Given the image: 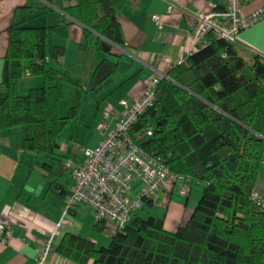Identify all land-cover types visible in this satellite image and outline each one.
I'll use <instances>...</instances> for the list:
<instances>
[{
    "label": "trees",
    "instance_id": "obj_1",
    "mask_svg": "<svg viewBox=\"0 0 264 264\" xmlns=\"http://www.w3.org/2000/svg\"><path fill=\"white\" fill-rule=\"evenodd\" d=\"M125 5L77 0L86 27L81 47L102 51L104 41L123 47L119 14ZM48 32L12 25L0 98V130L20 127L22 149L45 156L55 153L58 135L77 110L60 115L66 79L48 65ZM116 68L104 58L93 71V90L108 85ZM27 70L45 83L19 96ZM149 126L153 136L138 142L144 151L202 186L187 223L169 232L161 220L136 217L106 248L66 234L55 252L75 264H264V207L252 200L263 162L264 58L246 61L234 44L209 37L160 80L153 107L133 133Z\"/></svg>",
    "mask_w": 264,
    "mask_h": 264
},
{
    "label": "crops",
    "instance_id": "obj_2",
    "mask_svg": "<svg viewBox=\"0 0 264 264\" xmlns=\"http://www.w3.org/2000/svg\"><path fill=\"white\" fill-rule=\"evenodd\" d=\"M210 1L126 0L119 14L124 45H111L107 55L108 52L94 47H81L86 27L81 22L77 0H53L51 3L0 0V98L6 95L2 72L10 30L14 23H19L49 30L46 39L48 65L66 79L60 115L68 117L70 109L77 106L75 115L58 135V146L52 155L24 151L20 127L0 130V222L10 226L12 233L10 242H0V264H36L48 234L62 221L67 196L73 186L72 168L84 164L81 148L93 149L103 138L98 130L103 114L120 113L122 100L131 104L138 102L155 78L167 77L180 59L194 52L190 32L198 13L209 11ZM242 1L245 15L264 6V0ZM227 2L218 0L217 4L223 8ZM153 15L161 17V29L152 20ZM234 45L246 61L254 56L264 58V20L243 31ZM58 50L61 54L53 57ZM104 58L117 62L116 71L108 85L93 90V71ZM44 83L43 77H34L27 70L16 93L26 96L31 89L42 87ZM65 103L69 106L67 112L63 111ZM262 138L263 162L255 192L264 207V133ZM138 184L141 188L140 182H133L131 191L133 185ZM176 190L161 191L156 202L144 203L129 225L136 217H152L161 220L169 232L184 226L193 213V206L187 197L182 200ZM67 221L57 232L54 254L47 264H75L55 252L66 234L86 239L96 248H106L116 231V227L107 222L97 224L93 211L86 205L71 209Z\"/></svg>",
    "mask_w": 264,
    "mask_h": 264
},
{
    "label": "built area",
    "instance_id": "obj_3",
    "mask_svg": "<svg viewBox=\"0 0 264 264\" xmlns=\"http://www.w3.org/2000/svg\"><path fill=\"white\" fill-rule=\"evenodd\" d=\"M217 1L211 0L208 3L209 11L200 12L196 17L190 32L194 51L207 44L209 37L235 44L243 31L264 20V6L245 15L242 0H228L223 8L218 6ZM152 20L159 29L162 28L160 16L153 15ZM182 62L183 59H180L178 64ZM162 78H155L138 102L131 104L126 100L120 101V113L108 111L103 114L98 124L103 138L93 149L81 148L84 164L72 168L73 186L67 196L62 221L55 231L48 234L36 264H47L48 258L54 254L57 232L67 224L69 212L77 205L88 206L97 222H112L116 230H121L130 224L144 203L156 202L161 191L171 192L179 185L180 195L188 197L191 179L174 174L161 160L147 154L138 144L153 136V127L133 133L139 118L153 107L156 88ZM133 182L141 183L136 198L130 194ZM252 200L260 203L256 192L252 194ZM11 239L10 226L0 222V242L7 244Z\"/></svg>",
    "mask_w": 264,
    "mask_h": 264
},
{
    "label": "rangeland",
    "instance_id": "obj_4",
    "mask_svg": "<svg viewBox=\"0 0 264 264\" xmlns=\"http://www.w3.org/2000/svg\"><path fill=\"white\" fill-rule=\"evenodd\" d=\"M68 107L69 106L67 105V103H65L63 111L67 112V110L69 109ZM151 123H152V126L155 127V125H156L155 121L152 120ZM77 148H79V146H77ZM192 185H193L192 191L189 193L187 199L191 202V206H193V211H194L196 206H197V204H198V202H199V200H200L201 194H202V186L199 185L197 182H193ZM178 186L179 185H177L175 187V188H177V190L175 192L178 193L179 196H181ZM139 187H140L139 184L137 186L133 185V189H132V191L130 193L133 198H136L139 195V192L141 190V188H139ZM181 197H182V200H184L186 198V197H183V196H181ZM182 204H183V202H182ZM107 224H110L111 226L115 227V225L113 223H111V222H107Z\"/></svg>",
    "mask_w": 264,
    "mask_h": 264
},
{
    "label": "water",
    "instance_id": "obj_5",
    "mask_svg": "<svg viewBox=\"0 0 264 264\" xmlns=\"http://www.w3.org/2000/svg\"><path fill=\"white\" fill-rule=\"evenodd\" d=\"M102 48H103V51L105 53L109 52L110 48H111V44H109L108 42L104 41L103 44H102Z\"/></svg>",
    "mask_w": 264,
    "mask_h": 264
}]
</instances>
